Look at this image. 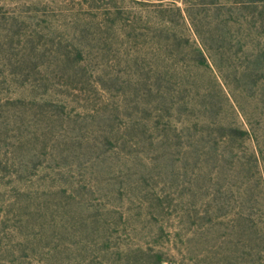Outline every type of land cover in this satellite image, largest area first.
<instances>
[{
  "label": "rangeland",
  "instance_id": "rangeland-1",
  "mask_svg": "<svg viewBox=\"0 0 264 264\" xmlns=\"http://www.w3.org/2000/svg\"><path fill=\"white\" fill-rule=\"evenodd\" d=\"M0 264H264V0H0Z\"/></svg>",
  "mask_w": 264,
  "mask_h": 264
},
{
  "label": "trees",
  "instance_id": "trees-1",
  "mask_svg": "<svg viewBox=\"0 0 264 264\" xmlns=\"http://www.w3.org/2000/svg\"><path fill=\"white\" fill-rule=\"evenodd\" d=\"M185 3H187V0H184Z\"/></svg>",
  "mask_w": 264,
  "mask_h": 264
}]
</instances>
